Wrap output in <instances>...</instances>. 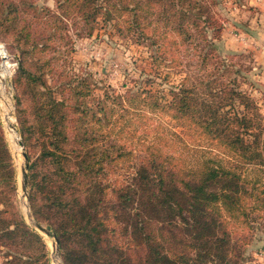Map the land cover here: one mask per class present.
<instances>
[{"label":"trees","instance_id":"16d2710c","mask_svg":"<svg viewBox=\"0 0 264 264\" xmlns=\"http://www.w3.org/2000/svg\"><path fill=\"white\" fill-rule=\"evenodd\" d=\"M54 1L53 9L0 0V30L20 55L22 142L39 149L34 160L26 151L31 210L57 234L64 263L245 264L247 236H233L229 226L246 233L264 219V116L235 68L245 54L218 50L224 0ZM101 22L146 44L152 72L96 97L92 77L68 64L72 34L91 36ZM139 111L166 115L182 132L170 130L174 140L141 138L137 148L118 145L112 132L125 118L130 135L128 115ZM184 135L207 144L194 163L179 151ZM17 190L0 124V252L13 254L6 264H49L43 236L14 213L9 218ZM30 244L42 258L25 254Z\"/></svg>","mask_w":264,"mask_h":264},{"label":"rangeland","instance_id":"374dc122","mask_svg":"<svg viewBox=\"0 0 264 264\" xmlns=\"http://www.w3.org/2000/svg\"><path fill=\"white\" fill-rule=\"evenodd\" d=\"M37 4L47 5L53 9L56 7L54 0H37ZM217 9L226 20V28L222 39L216 42L218 50L223 55L231 53L245 54L234 59L235 68L243 71L239 76L241 81L244 80L243 76L246 78L242 87L254 97L260 107V112L264 116V0H224ZM68 25L71 29L72 26ZM117 28L118 26L113 22L107 24V26H105L104 22H101L91 36L79 38L72 34L74 49L70 53L72 61L71 64H68V68L71 67L70 69L76 73L92 77V80L96 83V94H94L96 97H102L104 95L103 89L108 85L123 92L125 84L130 85V79L138 80L143 72H152L148 46L146 44H138L131 39V36L119 32ZM19 61L20 55L12 48L9 36L1 33L0 30V124L13 158L18 183L17 193L13 196L14 207H10L8 212L9 218L14 213L15 217L24 219L29 224L27 212L22 204L21 168L24 165L22 153L23 151H29L30 156L34 160L38 155L39 149L36 150L29 147L27 150L20 134V122L16 106L17 91L14 85ZM2 73L5 80H2ZM181 76L182 72L174 74L171 82L177 83ZM160 81L161 79L157 78V82ZM63 96L69 100L68 102H72V94H64ZM57 97H59L58 94ZM92 98L93 96L89 97V105L94 103ZM157 114V112L139 111L128 115L133 122V125L126 130L133 128L128 136L124 132L126 127L125 118H122L121 122L116 126L118 129L112 132L113 140H116L118 145H125L124 143L128 141V144L134 148H137L141 138L146 140V142L160 139L174 140L170 130L181 133L182 128H174V123L168 116L162 115L163 117H160L161 115ZM125 117L127 118V116ZM8 119L13 120V127L9 124ZM125 136H127V140ZM184 137L187 145L183 146L179 151H182V158L185 161L194 163L204 154V147L207 144L205 142L203 144L198 140H190L186 135ZM199 144L204 145L203 149H199ZM114 175L119 176V172H115ZM122 176L126 177L125 174ZM29 194L28 198L25 197V200L31 210ZM2 208L4 206L1 205L0 209ZM39 222L48 227L46 222ZM30 227L32 228L31 225ZM229 229L230 231H235L233 233L235 237L243 238V236H247L245 238L247 243L242 248L245 264H264V219L257 221L254 228L248 232L246 231V233L234 224H230ZM51 230L53 231V229ZM40 234L48 247L49 264H65L61 248L60 252H57L53 247L54 238L43 233ZM115 235L119 238L123 237L119 230L116 231ZM23 251H25V254L33 256L34 260L43 256L42 249L37 244H30V248L28 250L23 249ZM12 258V253L6 258L4 252H0V264H6L7 259L11 260Z\"/></svg>","mask_w":264,"mask_h":264},{"label":"water","instance_id":"95a60500","mask_svg":"<svg viewBox=\"0 0 264 264\" xmlns=\"http://www.w3.org/2000/svg\"><path fill=\"white\" fill-rule=\"evenodd\" d=\"M24 157V165L21 168V190L25 197L28 198L29 194V176H28V168H29V158L26 151H23ZM28 211H27V220L29 224L40 233L46 234L54 238L53 247L57 252H60L59 246V238L55 232H53L50 228L46 227L43 223L39 222L33 215L30 210L29 205L27 204Z\"/></svg>","mask_w":264,"mask_h":264},{"label":"bare ground","instance_id":"6f19581e","mask_svg":"<svg viewBox=\"0 0 264 264\" xmlns=\"http://www.w3.org/2000/svg\"><path fill=\"white\" fill-rule=\"evenodd\" d=\"M4 71V70H3ZM4 78V76H3V73H2V80H5V79H3ZM8 122H9V124L11 125V127H13V120L12 119H8ZM10 127V126H9ZM11 131L13 132V130L11 129ZM14 133V132H13ZM14 136H15V134H14ZM16 143H17V141H16ZM20 147V146H19ZM18 149V148H17ZM17 151H19V150H17ZM20 152V151H19ZM26 198H25V196H24V194H23V197H22V204L24 205V209H25V211L27 212L28 211V207H27V203H26V200H25Z\"/></svg>","mask_w":264,"mask_h":264},{"label":"built area","instance_id":"2783aa9c","mask_svg":"<svg viewBox=\"0 0 264 264\" xmlns=\"http://www.w3.org/2000/svg\"><path fill=\"white\" fill-rule=\"evenodd\" d=\"M2 55V54H1Z\"/></svg>","mask_w":264,"mask_h":264}]
</instances>
